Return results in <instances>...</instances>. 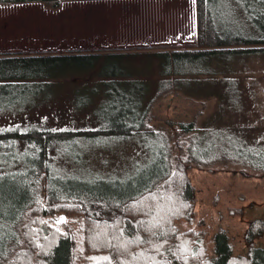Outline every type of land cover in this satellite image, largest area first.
Segmentation results:
<instances>
[{
    "label": "rangeland",
    "instance_id": "374dc122",
    "mask_svg": "<svg viewBox=\"0 0 264 264\" xmlns=\"http://www.w3.org/2000/svg\"><path fill=\"white\" fill-rule=\"evenodd\" d=\"M210 1L227 23L239 27L246 23L250 7L245 0ZM175 26L195 35L194 0L74 2L64 3L56 12L40 4L0 6V55L139 53L24 65V75L0 80V133L106 127L117 111L127 110L140 96L142 106L155 101L160 92L173 91L152 106V124L172 136L177 124L196 121L199 127L190 135L191 149H197L209 165L183 163L194 189L193 216L191 223L176 221V229L183 234L205 233L203 246L209 257L212 236L223 230L238 258L247 251L243 237L249 223L264 221V53L214 61L216 70L197 74L206 61L182 63L171 55L193 43L167 46L164 41V36L176 33ZM146 48L157 52H143ZM200 110L202 114L197 113ZM162 122L166 125L161 127ZM150 138L65 140L48 153L51 175L125 188L154 163L159 144ZM186 138L179 134L171 141L180 158L186 156ZM36 155L20 140H0V197L29 170ZM76 213L75 208L62 206L43 220L72 233L77 230L71 220ZM35 214L28 215L29 222ZM253 245L264 249V238Z\"/></svg>",
    "mask_w": 264,
    "mask_h": 264
},
{
    "label": "trees",
    "instance_id": "16d2710c",
    "mask_svg": "<svg viewBox=\"0 0 264 264\" xmlns=\"http://www.w3.org/2000/svg\"><path fill=\"white\" fill-rule=\"evenodd\" d=\"M89 1L103 0H0V6L40 4L56 12L64 3ZM210 2L194 0V43L171 55L182 63L198 65L206 61L202 65L204 68L196 69L200 72L197 74H206L217 69L214 61L264 53V0H245L250 9L242 27L223 20ZM255 6L258 10L253 8ZM120 53L119 50H96L63 55L1 54L0 80H14L24 75V65L88 60L120 56ZM170 92L173 91L160 92L155 101L142 106L140 96L127 110L117 111L112 124L106 127L0 133L1 141L20 140L37 154L29 170L20 174L16 183L3 189L6 194L0 197V264H264V249L253 245L264 238L262 220L249 223L243 237L247 251L238 258L233 256L223 230L211 238V257L203 246L205 233L177 231L176 221L184 219L191 223L193 216L194 189L185 175L183 163L197 168L209 165L207 160L200 158L197 149H191L194 139L190 135L199 127L196 121L177 124L172 136L152 124V106ZM197 113L202 114V110ZM162 124L161 127L166 125ZM179 134L187 137L183 158L174 153L171 145L173 136ZM144 135L159 144L155 161L138 178H132L125 188L116 183L97 184L51 175L48 153L65 140L105 137L122 140ZM149 157L148 154L146 160ZM62 206L77 210L71 218L77 230L72 233L57 230L43 220ZM32 212L36 214L29 222ZM233 213L241 215L238 210Z\"/></svg>",
    "mask_w": 264,
    "mask_h": 264
},
{
    "label": "crops",
    "instance_id": "0c3cea01",
    "mask_svg": "<svg viewBox=\"0 0 264 264\" xmlns=\"http://www.w3.org/2000/svg\"><path fill=\"white\" fill-rule=\"evenodd\" d=\"M181 14V13H180ZM174 27V26H173ZM176 29H174V32H176L175 34L173 33V35H168V36H164V41L167 42V46H169L168 44H171L172 42L173 43H180V45H187L189 46V44L191 43H194V40H195V35L193 34V32L190 30V33H191V36L189 35V32L187 33H183L182 30H180L182 27H179L178 28L175 26ZM133 40H137L136 39H133ZM192 41V42H191ZM182 42V43H181ZM159 47V46H158ZM127 49H130V48H127ZM157 51V50H155ZM144 52V51H143ZM145 52H154V51H145ZM122 53V54H121ZM121 56H128V55H125V54H135V55H138L139 53L136 52V51H123L121 52Z\"/></svg>",
    "mask_w": 264,
    "mask_h": 264
}]
</instances>
